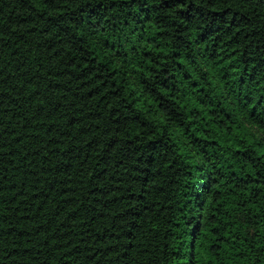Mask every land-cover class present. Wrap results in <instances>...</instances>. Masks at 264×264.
Instances as JSON below:
<instances>
[{
	"label": "trees",
	"instance_id": "trees-1",
	"mask_svg": "<svg viewBox=\"0 0 264 264\" xmlns=\"http://www.w3.org/2000/svg\"><path fill=\"white\" fill-rule=\"evenodd\" d=\"M0 264H264V0H0Z\"/></svg>",
	"mask_w": 264,
	"mask_h": 264
}]
</instances>
